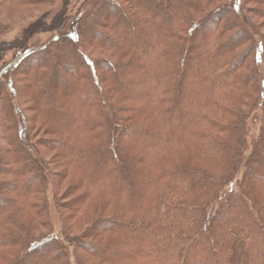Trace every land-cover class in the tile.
<instances>
[{
	"label": "trees",
	"instance_id": "obj_1",
	"mask_svg": "<svg viewBox=\"0 0 264 264\" xmlns=\"http://www.w3.org/2000/svg\"><path fill=\"white\" fill-rule=\"evenodd\" d=\"M5 7L0 264H264V0Z\"/></svg>",
	"mask_w": 264,
	"mask_h": 264
},
{
	"label": "rangeland",
	"instance_id": "obj_2",
	"mask_svg": "<svg viewBox=\"0 0 264 264\" xmlns=\"http://www.w3.org/2000/svg\"><path fill=\"white\" fill-rule=\"evenodd\" d=\"M55 1V0H53ZM45 8L42 7H33L27 8L25 10H13L9 7L0 8V19L3 21H15L17 24H26L27 22L34 21L35 17L39 15L42 10ZM256 23H261L260 19H253ZM262 33H264V25L260 27ZM41 38V36L37 37ZM257 133V129L255 128V133Z\"/></svg>",
	"mask_w": 264,
	"mask_h": 264
}]
</instances>
